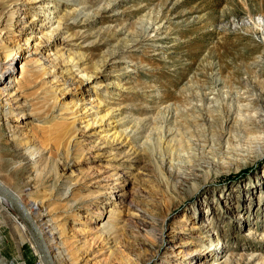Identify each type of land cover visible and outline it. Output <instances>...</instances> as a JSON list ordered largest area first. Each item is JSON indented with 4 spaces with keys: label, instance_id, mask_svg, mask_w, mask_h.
<instances>
[{
    "label": "rangeland",
    "instance_id": "374dc122",
    "mask_svg": "<svg viewBox=\"0 0 264 264\" xmlns=\"http://www.w3.org/2000/svg\"><path fill=\"white\" fill-rule=\"evenodd\" d=\"M0 35V180L56 264H264V0H0ZM2 202L0 264H42Z\"/></svg>",
    "mask_w": 264,
    "mask_h": 264
},
{
    "label": "bare ground",
    "instance_id": "6f19581e",
    "mask_svg": "<svg viewBox=\"0 0 264 264\" xmlns=\"http://www.w3.org/2000/svg\"><path fill=\"white\" fill-rule=\"evenodd\" d=\"M34 21H35L34 18H31L30 23H33ZM6 40H8L7 37L4 38L3 36L0 35V82L2 81L0 84V105L2 103H4L5 106L7 107L9 103H8V100H6V99H8V96L10 95V90H11L12 86L15 84L14 79H12V75H13V71H14L13 70V64H14L13 62L15 61L16 54L18 53L17 50L19 47L7 45ZM1 114H3L4 116H10L12 113L10 111H7L6 108L3 107V112H1ZM10 137H12V136H10ZM12 148H13V151H12L11 158L9 161L13 166L14 175L16 176V178H18L19 181H23L24 185L27 186L29 181L31 180L33 174L35 173L33 165L36 162L34 163L35 158L33 159V156L34 157L37 156L38 154H40V152L35 151V150L28 152V149L23 150L22 145H20L18 143V140H15V139L13 140ZM39 157H41V156H39ZM0 181L4 186H6L10 190H12L9 187V185H7L5 183V181L4 182L2 180H0ZM18 198L21 200V198L19 196H18ZM0 199L3 201L2 203L6 207H8L7 201L2 197H0ZM2 208H3V210H5L4 207H2ZM27 209L30 213H32L36 217L37 214L33 213L34 211H36L38 209L36 204H31L30 206L27 207ZM35 221H36V219H35ZM180 222H184V220H181ZM38 225H39L41 231L43 233H46V235H48V237L52 236V234H50L51 232L48 228V226H49L48 224L38 223ZM104 230H106L107 232H110L112 230V228L107 226ZM171 233H174V232H171ZM51 240H52V238H51ZM215 242H216V245L213 246L212 244H215ZM215 242L211 243V246L214 247V249H216L217 247L220 246V242L218 240H216ZM108 245H110V244H108V243L105 244V247H102L100 250H103V249L107 250L108 248L106 246H108ZM199 245L200 244L198 243V241L193 242V241L186 240L185 242L181 243L180 246L184 247L186 250L179 252V254L181 255L180 256L181 262H176V264H192L193 263L192 261L195 260V258L192 259V257L196 256L197 254H198V257L201 259L202 255L204 253V250H203V247H200ZM220 247H222V246H220ZM104 250L102 252H104ZM110 254H112V253H110Z\"/></svg>",
    "mask_w": 264,
    "mask_h": 264
},
{
    "label": "water",
    "instance_id": "95a60500",
    "mask_svg": "<svg viewBox=\"0 0 264 264\" xmlns=\"http://www.w3.org/2000/svg\"><path fill=\"white\" fill-rule=\"evenodd\" d=\"M0 197L7 201L10 207L24 229L30 236L42 264H56L54 255L49 247L47 235L43 233L35 221L34 215L30 213L27 207L22 203L18 196L9 188L4 186L0 181Z\"/></svg>",
    "mask_w": 264,
    "mask_h": 264
}]
</instances>
